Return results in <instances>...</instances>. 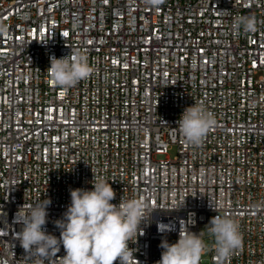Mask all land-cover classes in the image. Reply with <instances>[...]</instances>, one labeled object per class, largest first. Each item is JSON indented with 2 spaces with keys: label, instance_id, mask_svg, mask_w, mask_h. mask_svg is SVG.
<instances>
[{
  "label": "built area",
  "instance_id": "obj_1",
  "mask_svg": "<svg viewBox=\"0 0 264 264\" xmlns=\"http://www.w3.org/2000/svg\"><path fill=\"white\" fill-rule=\"evenodd\" d=\"M248 14L258 31H236ZM0 25V264H37L17 239L23 206L50 200L44 228L59 238L70 190L94 176L113 204L146 206L132 264H156L186 228L209 245L201 264H264V0H0ZM71 49L94 72L55 87L50 57ZM195 103L216 125L190 146L177 127ZM215 215L239 223L226 260L206 228Z\"/></svg>",
  "mask_w": 264,
  "mask_h": 264
},
{
  "label": "clouds",
  "instance_id": "obj_2",
  "mask_svg": "<svg viewBox=\"0 0 264 264\" xmlns=\"http://www.w3.org/2000/svg\"><path fill=\"white\" fill-rule=\"evenodd\" d=\"M150 7H159L164 0H144ZM259 21L252 14L233 18L236 31L256 33ZM5 31L0 25V33ZM50 82L64 89L88 79L94 72L87 54L82 50H72L67 56L50 57V67L46 70ZM216 125L212 112L202 104L195 103L185 108L178 129L183 141L190 146L200 145L209 131ZM92 189L70 190V204L56 226L60 236L47 233V209L50 200H42L19 210L17 219L22 229L17 233L20 246L37 264H45L49 258H56L61 246L65 255L59 257V264H132L135 259L129 242L141 232L140 224L148 217L145 204L137 197L124 199L113 204L116 193L104 178L94 176ZM214 240V251L222 260L228 259L242 244L239 223L229 216L215 215L206 226ZM161 259L156 264H201V258L209 245L188 229L180 230L174 243L162 242Z\"/></svg>",
  "mask_w": 264,
  "mask_h": 264
},
{
  "label": "rangeland",
  "instance_id": "obj_3",
  "mask_svg": "<svg viewBox=\"0 0 264 264\" xmlns=\"http://www.w3.org/2000/svg\"><path fill=\"white\" fill-rule=\"evenodd\" d=\"M176 153H177L176 148H174V149H172V150L170 151V155H171L172 157H174V156L176 155Z\"/></svg>",
  "mask_w": 264,
  "mask_h": 264
}]
</instances>
